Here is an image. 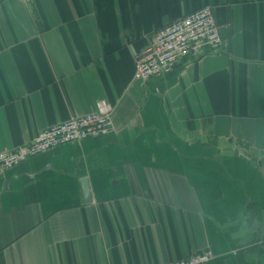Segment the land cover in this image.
<instances>
[{"label":"crops","instance_id":"crops-1","mask_svg":"<svg viewBox=\"0 0 264 264\" xmlns=\"http://www.w3.org/2000/svg\"><path fill=\"white\" fill-rule=\"evenodd\" d=\"M206 5L221 50L139 80ZM101 103L113 134L0 169V264H264V0H0V152Z\"/></svg>","mask_w":264,"mask_h":264},{"label":"built area","instance_id":"built-area-1","mask_svg":"<svg viewBox=\"0 0 264 264\" xmlns=\"http://www.w3.org/2000/svg\"><path fill=\"white\" fill-rule=\"evenodd\" d=\"M222 38L212 6L186 14L155 33L153 44L138 55L136 77L143 82L170 74L185 59H198L207 51L219 52ZM115 132L110 106L101 103L97 111L74 117L41 131L33 141L0 152V169L9 170L54 147L80 143L88 138ZM215 258L210 249L172 264H208Z\"/></svg>","mask_w":264,"mask_h":264},{"label":"water","instance_id":"water-1","mask_svg":"<svg viewBox=\"0 0 264 264\" xmlns=\"http://www.w3.org/2000/svg\"><path fill=\"white\" fill-rule=\"evenodd\" d=\"M83 184V188H84V194H85V198L88 202L91 201V192H90V188H89V183L87 179H84L82 181Z\"/></svg>","mask_w":264,"mask_h":264}]
</instances>
